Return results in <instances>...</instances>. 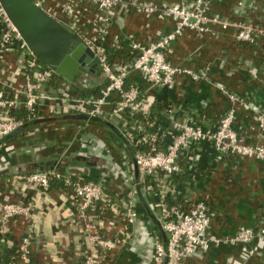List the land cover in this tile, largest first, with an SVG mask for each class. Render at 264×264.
Segmentation results:
<instances>
[{
  "label": "crops",
  "instance_id": "obj_1",
  "mask_svg": "<svg viewBox=\"0 0 264 264\" xmlns=\"http://www.w3.org/2000/svg\"><path fill=\"white\" fill-rule=\"evenodd\" d=\"M67 27L60 7L68 0H33ZM145 1V0H144ZM160 7L176 0H146ZM87 5V4H85ZM85 7V6H83ZM218 16L231 24H251L264 29V0H214L208 16ZM81 24L93 34L92 13H80ZM173 22L161 15H147L136 10L117 13L105 47L114 62L131 61L132 44H147L168 34ZM237 29L213 25L204 35L186 31L166 52L174 66L193 70L204 79L193 80L182 75L173 89L155 87L139 75L129 77L127 85H138L146 101L147 114L142 122L128 114L108 119H74L64 112L70 98L62 104L39 100L41 120L0 143V193L5 202L32 203L37 232L32 243L31 264H80L94 254L85 220L73 202L76 186L88 181L106 185L120 211L133 204L137 220L131 241L116 255L102 258L101 264H158L153 250L157 239L165 242L160 225V208H189L198 202L207 204L211 229L220 237H232L240 227L255 232L252 246L255 257L246 259L242 246L222 244L184 264H264V166L258 160L227 156L218 161L211 142L190 144L180 152L183 173L172 178L162 174L143 178L135 158L143 147L138 127L156 132L163 145L178 135L175 123H190L204 129H215L219 119L235 106V129L247 143L256 142V116L264 108V38L254 45L236 40ZM28 51L18 43L7 52L0 67V97L16 96L22 85ZM97 63V62H96ZM39 67L46 72L40 63ZM52 77V76H51ZM53 78V77H52ZM51 79V78H50ZM56 89L45 84L43 91L58 94L67 89L72 98L94 100L105 84L100 67L96 73L83 74L69 82L55 78ZM84 82L88 86H84ZM238 96L240 104L230 102L220 88ZM59 107L62 113H58ZM110 105L104 107L109 111ZM57 111V112H56ZM172 111V112H171ZM35 132L32 136H27ZM35 138L29 147L23 142ZM43 142H46L45 145ZM49 142V143H48ZM35 145V146H34ZM58 145V146H56ZM63 150V151H62ZM14 152V153H12ZM56 170L64 180H74V188L65 191L29 186L21 177L41 171ZM93 233L103 237L118 236L122 223L104 224L108 219L98 209L89 210ZM107 217L112 218L111 214ZM111 227L107 229V227ZM10 233L0 242V259L9 264L17 254L19 240L25 233L23 219L12 223ZM1 238V234H0ZM102 254H100V257Z\"/></svg>",
  "mask_w": 264,
  "mask_h": 264
},
{
  "label": "built area",
  "instance_id": "obj_2",
  "mask_svg": "<svg viewBox=\"0 0 264 264\" xmlns=\"http://www.w3.org/2000/svg\"><path fill=\"white\" fill-rule=\"evenodd\" d=\"M213 2L214 0H176L171 6L160 7L146 0H68L60 7L62 15L67 18L66 28L77 34L92 50L97 66L100 67L106 81L94 100L69 97L67 89H62L58 94L43 91L48 74L39 67V60L27 47L0 2V67L7 52L18 43H21V48H26L29 53L23 70L22 85L18 91H15L16 96L0 97V140L22 128L23 121L15 116L16 112L26 110L36 117L35 107L42 98L58 102L59 105L62 104V98L65 96L70 98L72 103L63 106L66 114H81L91 119H108L115 115L128 114L131 118H137L142 122L147 114L146 101L138 85H127L131 75L139 74L147 84L168 89H173L177 79L182 75L189 76L193 80L204 79V76L193 70L174 66L167 60L166 52L186 31L204 35L213 25H218L224 30L232 25L237 29L236 40L240 43L254 45L258 37L264 38V29L251 24H231L228 21H222L218 16H208ZM36 4L41 6L40 3ZM88 9L92 13V35L81 24L80 13L87 12ZM127 10H136L147 15H161L170 19L174 25L168 34L153 42L133 43L134 55L131 61L114 62L105 47L106 37L114 16ZM46 12L56 19L51 13ZM84 86L87 87L88 83L84 82ZM220 89L234 105L242 102L238 96L228 92L226 88ZM107 105L111 108L106 112L104 107ZM57 111V114H60L63 110L59 107ZM255 120L258 133L256 142L252 143H247L240 138L234 127L235 106L219 119L215 129H204L190 123H175L179 133L169 145H163L156 132L145 133L143 125H140L137 134H140L143 140L144 149L137 154L135 164L143 178L156 177L159 174L167 178L176 177L183 173L179 159L181 149L190 144L211 142L215 147L218 161H223L227 156H235L258 160L264 166V108L258 111ZM21 179L29 186L48 191L51 180L64 179V175L53 169L34 172ZM1 196L0 193V242L10 233L12 223L23 219L26 227L24 235L19 240L17 254L9 264H31L32 243L37 232L34 206L30 202L23 201L5 202ZM73 196L74 205L85 220L86 230L94 250V254L85 257L80 264H101L103 257L107 258L111 254L114 256L117 251L129 244L132 229L137 220V213L134 212L132 203H128L125 212L120 211L116 199L110 195L106 185L95 181L76 186ZM90 209H98L108 218L104 219L102 216L104 224L113 225L121 222L120 234L110 238L103 237L98 232L93 233V226L88 220ZM110 214L112 218L107 217ZM160 225L166 240L165 242L157 240L154 243L153 250L158 264H184L222 244L242 246L246 259L258 254L257 248L252 246L255 232L250 227H240L234 236L228 238L216 235L211 229V216L204 202H198L185 209L160 208ZM110 228L107 227V229ZM100 254H102L101 257ZM0 264H3L1 259Z\"/></svg>",
  "mask_w": 264,
  "mask_h": 264
},
{
  "label": "water",
  "instance_id": "obj_3",
  "mask_svg": "<svg viewBox=\"0 0 264 264\" xmlns=\"http://www.w3.org/2000/svg\"><path fill=\"white\" fill-rule=\"evenodd\" d=\"M0 2L27 47L59 77L72 82L79 74L96 73L92 50L33 0Z\"/></svg>",
  "mask_w": 264,
  "mask_h": 264
},
{
  "label": "trees",
  "instance_id": "obj_4",
  "mask_svg": "<svg viewBox=\"0 0 264 264\" xmlns=\"http://www.w3.org/2000/svg\"><path fill=\"white\" fill-rule=\"evenodd\" d=\"M242 44L248 46V44H246V43H242ZM41 64L46 68V72L45 73L48 74V80H47L46 84H48L49 86L51 85L53 90H55L56 89V85H55V81L54 80H55V78H58L59 76L55 72H53L48 66H46L43 63H41ZM59 78H61V77H59ZM35 109H36V114H37L36 117L33 114H31L28 111H26V110L25 111L16 112L15 116L18 119L23 121L22 128H20L17 132L13 133L12 135L4 137L2 140H0V143L5 142L6 140H9L11 137L15 136L17 133L25 130L26 128L34 125L35 123H37L39 121H42L41 120L40 109H39V102L36 105ZM71 118H74V119H86L87 117L84 116V115H81V114H75L74 116H71ZM72 182L73 183H71L70 181H66L64 179H61V180L52 179L51 182H50V188H57V189H62V190L67 191L71 187L74 188V185H73L74 184V180H72Z\"/></svg>",
  "mask_w": 264,
  "mask_h": 264
},
{
  "label": "rangeland",
  "instance_id": "obj_5",
  "mask_svg": "<svg viewBox=\"0 0 264 264\" xmlns=\"http://www.w3.org/2000/svg\"><path fill=\"white\" fill-rule=\"evenodd\" d=\"M97 64V63H96ZM98 67V66H97ZM79 78H82V74H80V75H78V77H77V79H79ZM35 134V132H31L29 135H27V136H32V135H34ZM26 138H28V137H26ZM36 138V137H35ZM34 138V139H35ZM33 138H28V139H26L25 141H23L25 144H26V147H29V145H31L32 143H36V141L34 140ZM45 145L47 144L46 142H43ZM49 143V142H48ZM35 146V145H34ZM56 146H58V145H56ZM63 151V150H62ZM12 153H14V152H12ZM155 241H157V239L155 240ZM155 241L153 242V244L155 243Z\"/></svg>",
  "mask_w": 264,
  "mask_h": 264
},
{
  "label": "flooded vegetation",
  "instance_id": "obj_6",
  "mask_svg": "<svg viewBox=\"0 0 264 264\" xmlns=\"http://www.w3.org/2000/svg\"><path fill=\"white\" fill-rule=\"evenodd\" d=\"M92 64H95L96 65V61H93V63ZM80 75V74H79ZM83 75V74H82ZM76 77H78V76H76Z\"/></svg>",
  "mask_w": 264,
  "mask_h": 264
}]
</instances>
